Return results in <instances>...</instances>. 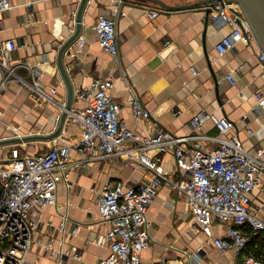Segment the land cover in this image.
<instances>
[{
	"label": "crops",
	"instance_id": "obj_1",
	"mask_svg": "<svg viewBox=\"0 0 264 264\" xmlns=\"http://www.w3.org/2000/svg\"><path fill=\"white\" fill-rule=\"evenodd\" d=\"M165 1L181 4L197 0ZM11 2L12 8L0 12L1 37L14 38L17 42V48L7 54L15 75L0 91V138L49 133L57 128L62 104L67 98L57 55L61 44L75 30L80 0ZM100 13L116 21L118 57L98 42L95 23ZM212 16V10L208 11L205 4L167 10L153 1L90 0L81 35L64 57L75 92L97 77H111L115 81L112 96L120 106V117L138 134H150L158 126L176 134L194 131L205 135L201 139L209 148L218 145L215 139L221 136L218 127L207 119L195 129L192 118L201 111L228 115L235 121L230 134L241 138L245 148L254 153L264 146V110L257 107V93H264L260 48L255 42H238L220 54L216 43L229 33L231 26L216 24ZM228 73L234 74L236 84L226 77ZM4 75L5 70L0 67V81ZM32 83L46 91L57 88L53 100L33 96L28 87ZM136 94L151 111L150 117L134 116L131 100ZM83 104L81 99L74 101L76 106ZM249 128L255 133H250ZM81 133L80 124L68 116L62 133L53 141L36 139L0 147H8L10 151L17 147L21 153L37 154L53 143H74ZM26 142L35 144L25 149ZM71 157L85 159L86 154L73 148ZM161 166L169 180L163 182L149 207L151 243L142 252V264L158 261L162 256H181V250H186L182 247L186 241L180 234L188 226L199 227L194 224L188 200L181 198L183 194L180 196L178 189L172 187L171 180L183 173L174 152L163 155ZM79 170H71L70 184H59L56 204L40 208V225L28 253L29 264H97L108 254L102 241L109 229L108 223L100 220L99 194L109 184L117 181L137 184L150 180L153 173L139 162L137 155L125 154L117 155L114 160L105 157L89 160L85 169ZM260 187L252 193V205L263 216L264 209L257 210L264 204V196L257 198ZM65 217V224L61 226ZM213 227L215 232L209 236L198 231L200 240L207 237L216 248L212 252L203 251V257L209 262L193 251H186L193 252L198 263L204 259L206 264H226L221 261L225 257L227 264H234L235 250H221L212 239L214 235L225 234L226 227L220 223ZM248 231L252 232L250 227Z\"/></svg>",
	"mask_w": 264,
	"mask_h": 264
},
{
	"label": "built area",
	"instance_id": "obj_2",
	"mask_svg": "<svg viewBox=\"0 0 264 264\" xmlns=\"http://www.w3.org/2000/svg\"><path fill=\"white\" fill-rule=\"evenodd\" d=\"M12 6L11 0H0V12L8 11ZM210 6L216 24L231 26L229 33L216 43L217 51L224 54L238 42H255L264 66V49L241 4L237 0H218L212 1ZM2 25L0 20V27ZM95 28L100 46L118 57L115 19L100 13ZM16 48L14 38L0 35V67L5 70L0 91L15 75L7 54ZM226 77L233 84L237 83L233 73ZM30 85L43 98L53 100V94L57 92V88L46 91L37 83ZM114 86L111 77H97L91 84L76 90L75 99L83 100L84 104H73L69 111L70 118L82 128L81 136L74 143L57 144L37 154L21 153L15 147L7 156L0 157V264H29L28 253L40 225V208L57 203L59 184L71 183L72 169L84 170L89 160L100 157L114 160L117 155L124 154L137 155L139 162L153 173L145 182L109 184L99 194L100 220L108 223L109 229L102 241L108 254L97 264H142V252L151 243L149 207L163 182L169 180L161 166L163 155L168 151L174 152L183 169L179 178L171 180L172 187L186 196L194 224L205 231L215 223L223 224L225 234L214 235L212 239L221 250H235L234 264H264V253L257 255L248 250L253 240L248 228L264 234V215L255 212L252 205V193L263 182L264 146L254 153L247 150L241 138L230 134L235 121L216 111H201L192 118L195 129L207 119L216 124L221 136L215 138L218 145L214 148L204 144L201 139L204 134L194 131L176 134L158 126L150 134H138L120 117V106L112 96ZM131 105L135 117H150L151 111L140 95L132 97ZM257 107L264 110L262 92L257 93ZM249 132L255 133L252 128ZM73 148L84 152L85 159H72ZM262 209L264 204L257 210ZM65 221L66 217L61 226ZM148 264L199 263L193 252L181 250V256L177 258L162 256Z\"/></svg>",
	"mask_w": 264,
	"mask_h": 264
},
{
	"label": "water",
	"instance_id": "obj_3",
	"mask_svg": "<svg viewBox=\"0 0 264 264\" xmlns=\"http://www.w3.org/2000/svg\"><path fill=\"white\" fill-rule=\"evenodd\" d=\"M90 0H80L75 20L76 27L74 32L61 44L58 55H57V64L58 68L63 76L66 88H67V98L64 106L62 107L60 120L58 126L55 130L49 133H35V134H24V135H16L7 138H0V145L9 144V143H19L22 141H30L36 139H51L53 141L56 137H58L66 124L67 118L69 116V111L73 107L75 101V87L71 75L67 69L65 64V53L67 49L76 42V40L80 37L82 29H83V18L84 13L87 8V5ZM138 1H153L160 5L161 7L167 10H179L192 8L198 5L205 4L207 6V10L211 11L212 8L210 3L212 1L218 0H197L190 3H181V4H172L165 0H138ZM249 19V22L254 30L257 39L264 49V0H237ZM55 145L54 143L52 144Z\"/></svg>",
	"mask_w": 264,
	"mask_h": 264
},
{
	"label": "rangeland",
	"instance_id": "obj_4",
	"mask_svg": "<svg viewBox=\"0 0 264 264\" xmlns=\"http://www.w3.org/2000/svg\"><path fill=\"white\" fill-rule=\"evenodd\" d=\"M7 84V83H6ZM5 84V85H6ZM5 85H4V87H5ZM4 87H2L1 88V91H2V89L4 88ZM28 87H29V89H30V91H31V93H32V95L33 96H35L37 99H44L43 97H40L38 94H37V92H36V90L32 87V86H30V85H28ZM39 101V100H38ZM45 101V100H44ZM41 102V101H40ZM65 103V102H64ZM63 106H64V104H62ZM62 106V107H63ZM20 135H22V134H20ZM35 144V142H32V143H28V142H26V144H25V149L26 148H28L29 146H32V145H34ZM10 153V150L8 149V147H0V157H5V156H7L8 154ZM97 159V158H96ZM80 169V168H79ZM79 171H83V170H79ZM262 186L260 187V190H259V192H258V194H259V196H257V198L258 197H260V196H264V181L262 182V184H261ZM180 196H182L181 194H180ZM181 198H185V199H187L186 198V196L185 195H183ZM256 198V199H257ZM200 230H202L203 231V233L206 235V236H209V235H211V234H214V232H215V228L214 227H212V228H210V229H208V230H203L201 227H191V226H188L187 227V231L185 232V233H182V234H180V236L183 238V239H185V243H183L182 245V247H183V249H186V250H189V251H193L196 255H199L201 258H204L203 256L205 255L204 254V252L206 253L207 252V250L208 251H210V252H212V251H215L216 250V248L212 245V243L210 242V240L209 239H206V238H202V240H200L199 238V235H198V231L201 233V231ZM202 234V233H201ZM183 235V236H182ZM204 235H202L201 237H203ZM205 237V236H204ZM195 238H198V240H200L199 241V243H198V241H197V239H195ZM190 241H192V242H190ZM193 243V244H192ZM185 247V248H184ZM202 248V249H201ZM205 250V251H204ZM204 251V252H203ZM219 253H221L220 251H219ZM218 253V254H219ZM206 261H208L209 262V260H207L206 258H204ZM204 259L203 260H200V264H206V261H204ZM223 263H229L228 261H227V258H223V260H221ZM36 264H38L37 262H36ZM230 264H233L232 262L230 263Z\"/></svg>",
	"mask_w": 264,
	"mask_h": 264
},
{
	"label": "trees",
	"instance_id": "obj_5",
	"mask_svg": "<svg viewBox=\"0 0 264 264\" xmlns=\"http://www.w3.org/2000/svg\"><path fill=\"white\" fill-rule=\"evenodd\" d=\"M251 229L252 228H250V231H252ZM251 233L253 234V240L249 244L251 248L250 251L257 255L264 253V235L261 232H251Z\"/></svg>",
	"mask_w": 264,
	"mask_h": 264
}]
</instances>
